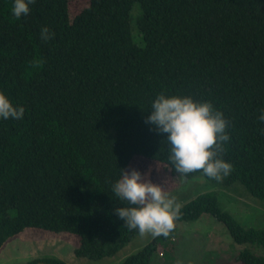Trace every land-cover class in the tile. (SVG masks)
Here are the masks:
<instances>
[{
  "label": "trees",
  "instance_id": "16d2710c",
  "mask_svg": "<svg viewBox=\"0 0 264 264\" xmlns=\"http://www.w3.org/2000/svg\"><path fill=\"white\" fill-rule=\"evenodd\" d=\"M13 3L0 0V92L24 114L0 118V248L25 228L78 236L76 255L92 260L131 241L139 231L115 212L131 205L112 192L121 170L141 156L180 176L167 134L146 123L161 93L211 103L227 122L219 157L230 174L180 177L237 183L264 202V0H155L152 17L143 0H88L73 16L68 0H35L19 19ZM44 27L54 33L48 41ZM203 214L224 225L234 246L264 250V229L242 228L214 192L182 204L175 222ZM173 230L120 264H150ZM236 261L264 264V256L243 249Z\"/></svg>",
  "mask_w": 264,
  "mask_h": 264
},
{
  "label": "rangeland",
  "instance_id": "374dc122",
  "mask_svg": "<svg viewBox=\"0 0 264 264\" xmlns=\"http://www.w3.org/2000/svg\"><path fill=\"white\" fill-rule=\"evenodd\" d=\"M154 1L143 0L144 15H155V10L149 7ZM87 4L88 0H68V11L73 16ZM132 10L135 19L139 14V6L134 4ZM133 169L145 181L162 186L166 194L180 206L198 195L214 192L220 210L231 215L242 228L264 229V202L253 198L237 183L222 186L202 176L186 179L171 174L162 164L141 156H134L125 171ZM77 237L66 232L25 228L8 238L0 248V264H25L39 257H55L66 264H120L154 238L151 234L138 233L114 255L92 260L76 255L75 249L80 246ZM168 243L167 246L156 247L150 264H241L236 261V254L243 249L264 256L261 248L249 244L234 246L224 225L208 214L192 221L175 222ZM169 246L172 247L171 251L168 250Z\"/></svg>",
  "mask_w": 264,
  "mask_h": 264
},
{
  "label": "clouds",
  "instance_id": "9594fccd",
  "mask_svg": "<svg viewBox=\"0 0 264 264\" xmlns=\"http://www.w3.org/2000/svg\"><path fill=\"white\" fill-rule=\"evenodd\" d=\"M35 0H14L12 15L19 19L30 12ZM54 37L47 27L41 29V39ZM146 123L158 133L167 134L168 159L180 176L202 170L208 178L221 180L230 174L232 165L219 157L222 143L228 141L225 132L227 122L222 113L213 109L211 103L194 102L190 97L158 94L151 103ZM22 106H14L0 92V118L21 119ZM260 120L264 121V113ZM112 192L130 207H118L115 212L129 230H138L141 235L168 236L180 216V205L169 197L163 187L145 181L136 170H121L120 178L112 185Z\"/></svg>",
  "mask_w": 264,
  "mask_h": 264
}]
</instances>
